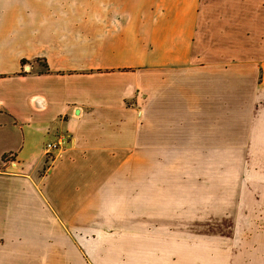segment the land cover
Returning a JSON list of instances; mask_svg holds the SVG:
<instances>
[{
  "label": "crops",
  "instance_id": "obj_1",
  "mask_svg": "<svg viewBox=\"0 0 264 264\" xmlns=\"http://www.w3.org/2000/svg\"><path fill=\"white\" fill-rule=\"evenodd\" d=\"M236 116L264 139V0H0V264H264V181L128 165L144 126L201 150Z\"/></svg>",
  "mask_w": 264,
  "mask_h": 264
},
{
  "label": "rangeland",
  "instance_id": "obj_2",
  "mask_svg": "<svg viewBox=\"0 0 264 264\" xmlns=\"http://www.w3.org/2000/svg\"><path fill=\"white\" fill-rule=\"evenodd\" d=\"M169 122L167 120L165 134H149L146 126L140 128L138 151L133 152L128 163L134 167L133 182L264 181V139L257 140L260 124H256L255 119L245 124L242 116H236L234 126H226L204 118L202 134L199 136L197 131L202 141L201 150L183 147L194 144L190 142L195 138L193 124L188 120L185 124ZM247 129L250 130L248 135ZM227 135L232 138L229 142H226ZM107 224L115 225L113 221ZM113 239H109L112 246ZM108 256L113 262V249Z\"/></svg>",
  "mask_w": 264,
  "mask_h": 264
},
{
  "label": "built area",
  "instance_id": "obj_3",
  "mask_svg": "<svg viewBox=\"0 0 264 264\" xmlns=\"http://www.w3.org/2000/svg\"><path fill=\"white\" fill-rule=\"evenodd\" d=\"M73 140L69 135L61 134L56 136L54 139L48 141L45 145V163L48 167H51L56 159L58 153L64 151L68 145H72ZM13 156L8 157L12 158ZM11 163L12 160L10 161Z\"/></svg>",
  "mask_w": 264,
  "mask_h": 264
},
{
  "label": "trees",
  "instance_id": "obj_4",
  "mask_svg": "<svg viewBox=\"0 0 264 264\" xmlns=\"http://www.w3.org/2000/svg\"><path fill=\"white\" fill-rule=\"evenodd\" d=\"M21 64H22V66L24 67V66L26 65V61L22 60V61H21ZM4 160L7 161V160H8V157H7V156L4 157ZM5 169H6L5 166L0 167V172L3 171V170H5Z\"/></svg>",
  "mask_w": 264,
  "mask_h": 264
}]
</instances>
